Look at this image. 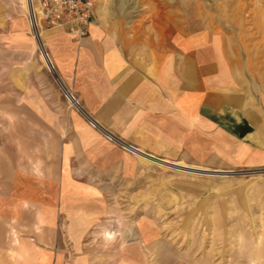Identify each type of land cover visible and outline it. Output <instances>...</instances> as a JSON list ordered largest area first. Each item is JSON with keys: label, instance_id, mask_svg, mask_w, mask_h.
I'll list each match as a JSON object with an SVG mask.
<instances>
[{"label": "crops", "instance_id": "0c3cea01", "mask_svg": "<svg viewBox=\"0 0 264 264\" xmlns=\"http://www.w3.org/2000/svg\"><path fill=\"white\" fill-rule=\"evenodd\" d=\"M19 1L28 10V0ZM111 13L94 0L81 37L42 29L55 80L78 104L65 109L50 160L41 139L6 151L0 264H62L58 228L103 210L94 180L131 175L149 160L123 145L166 168L264 172V79L256 59L205 32L169 30L163 42L145 44L128 38Z\"/></svg>", "mask_w": 264, "mask_h": 264}, {"label": "rangeland", "instance_id": "374dc122", "mask_svg": "<svg viewBox=\"0 0 264 264\" xmlns=\"http://www.w3.org/2000/svg\"><path fill=\"white\" fill-rule=\"evenodd\" d=\"M99 3L130 39L161 43L169 30L205 32L256 59L264 79V0ZM36 17L45 48L42 29L52 26ZM71 105L40 54L23 1L0 0V165L7 150L25 149L16 145L24 139L44 140L50 160ZM207 173L141 159L131 175L94 180L103 210L58 228L62 264H264V172Z\"/></svg>", "mask_w": 264, "mask_h": 264}, {"label": "built area", "instance_id": "2783aa9c", "mask_svg": "<svg viewBox=\"0 0 264 264\" xmlns=\"http://www.w3.org/2000/svg\"><path fill=\"white\" fill-rule=\"evenodd\" d=\"M28 17L29 21L36 25L35 14L32 10V0H28ZM37 13L41 20L52 27H63L67 32L76 37H81L86 34L88 26L91 24L94 17V0H37ZM32 23V25H33ZM40 45V54H42L46 61V66L49 71H54L53 63L50 59L49 53L40 42L37 30H35ZM65 97L73 104L77 105L75 95L70 92L65 93ZM123 148L133 154H137L134 146L128 145Z\"/></svg>", "mask_w": 264, "mask_h": 264}, {"label": "bare ground", "instance_id": "6f19581e", "mask_svg": "<svg viewBox=\"0 0 264 264\" xmlns=\"http://www.w3.org/2000/svg\"><path fill=\"white\" fill-rule=\"evenodd\" d=\"M29 2V1H28ZM29 4V3H28ZM29 7V6H28ZM29 10V9H28ZM32 10H33V12H34V14H35V18H36V25L38 26V21H37V17H36V12H37V10H38V8H37V5H36V2L34 1V0H32ZM31 24L33 23V22H30ZM33 26H34V23H33ZM35 30H37V27H35ZM40 45H39V51L41 52V50H40ZM42 55V54H41ZM42 58H43V60L45 61V58H44V56L42 55ZM45 64H46V61H45ZM47 65V64H46ZM128 145H126V146H124V147H127ZM136 150H137V154H139V155H141V156H143V157H145V158H149V160H154V161H159V162H161L162 160H160V159H157V158H155L154 156H150V155H147V154H145V153H143L141 150H139V149H137L136 148Z\"/></svg>", "mask_w": 264, "mask_h": 264}, {"label": "clouds", "instance_id": "9594fccd", "mask_svg": "<svg viewBox=\"0 0 264 264\" xmlns=\"http://www.w3.org/2000/svg\"><path fill=\"white\" fill-rule=\"evenodd\" d=\"M117 223L119 224L120 221L118 220ZM117 235H121V236H122L123 233H122V232H121V233H111V234H109V233H105V234H104V238H105L106 241H112V240L115 239V237H116Z\"/></svg>", "mask_w": 264, "mask_h": 264}, {"label": "water", "instance_id": "95a60500", "mask_svg": "<svg viewBox=\"0 0 264 264\" xmlns=\"http://www.w3.org/2000/svg\"><path fill=\"white\" fill-rule=\"evenodd\" d=\"M243 125H244V126H243V131H246V130H245V128H246V124L244 123ZM216 172H217V171H212V172H210L209 174H216Z\"/></svg>", "mask_w": 264, "mask_h": 264}]
</instances>
